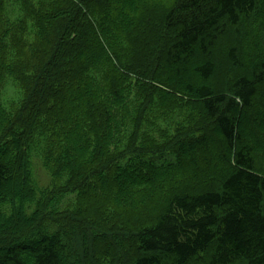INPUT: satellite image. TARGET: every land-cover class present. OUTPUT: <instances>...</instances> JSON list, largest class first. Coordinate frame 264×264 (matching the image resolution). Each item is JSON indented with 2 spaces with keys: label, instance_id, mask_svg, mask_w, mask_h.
<instances>
[{
  "label": "trees",
  "instance_id": "obj_1",
  "mask_svg": "<svg viewBox=\"0 0 264 264\" xmlns=\"http://www.w3.org/2000/svg\"><path fill=\"white\" fill-rule=\"evenodd\" d=\"M262 104L264 0H0V264H264Z\"/></svg>",
  "mask_w": 264,
  "mask_h": 264
},
{
  "label": "rangeland",
  "instance_id": "obj_2",
  "mask_svg": "<svg viewBox=\"0 0 264 264\" xmlns=\"http://www.w3.org/2000/svg\"><path fill=\"white\" fill-rule=\"evenodd\" d=\"M6 90L9 91L10 94L14 93V91L11 92L12 87H11L10 84H8V86L6 87ZM262 105H264V104H262ZM175 160H176V157H175V155L173 153H165V154H162V155L149 157V161H152V162H154V163H156L158 165L166 164L168 162H174ZM143 215H146V212L144 214H142V216ZM145 219H146V217H142V221L145 222ZM103 233H104L105 237H107V238H110L111 236H114L112 233H109V232H107L105 230H103Z\"/></svg>",
  "mask_w": 264,
  "mask_h": 264
}]
</instances>
